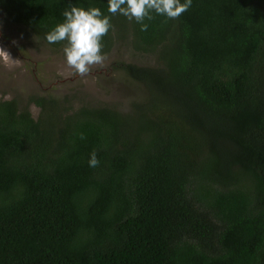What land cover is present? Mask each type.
Returning a JSON list of instances; mask_svg holds the SVG:
<instances>
[{"label":"trees","instance_id":"obj_1","mask_svg":"<svg viewBox=\"0 0 264 264\" xmlns=\"http://www.w3.org/2000/svg\"><path fill=\"white\" fill-rule=\"evenodd\" d=\"M70 4L110 17L104 56L155 64L115 62L146 89L129 110L0 101V264H264V0H191L143 31L107 0L0 11L48 43Z\"/></svg>","mask_w":264,"mask_h":264},{"label":"rangeland","instance_id":"obj_2","mask_svg":"<svg viewBox=\"0 0 264 264\" xmlns=\"http://www.w3.org/2000/svg\"><path fill=\"white\" fill-rule=\"evenodd\" d=\"M103 65H91L83 76L65 61L63 48H54L23 26L10 22L0 11V101L17 98L23 105L32 95L68 97L74 107L110 104L129 110L142 100L146 89L115 66L118 60L154 65L155 56L117 46L104 56ZM35 118L40 107L30 103Z\"/></svg>","mask_w":264,"mask_h":264},{"label":"clouds","instance_id":"obj_3","mask_svg":"<svg viewBox=\"0 0 264 264\" xmlns=\"http://www.w3.org/2000/svg\"><path fill=\"white\" fill-rule=\"evenodd\" d=\"M190 5L191 0H107V12L135 19L143 31L148 27L143 21L151 19L153 11L168 18H177ZM62 16L63 21L45 34L46 41L50 44L66 42L63 48L65 61L77 75H86L91 65L102 66L105 57L101 41L111 27L110 17L99 7L85 8L76 4L65 8ZM87 163L89 167L99 163L94 151L89 154Z\"/></svg>","mask_w":264,"mask_h":264}]
</instances>
